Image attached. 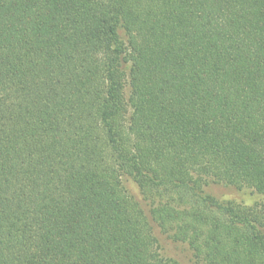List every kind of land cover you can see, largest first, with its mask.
Masks as SVG:
<instances>
[{"label": "trees", "instance_id": "16d2710c", "mask_svg": "<svg viewBox=\"0 0 264 264\" xmlns=\"http://www.w3.org/2000/svg\"><path fill=\"white\" fill-rule=\"evenodd\" d=\"M217 185L264 197V0H0V264H264Z\"/></svg>", "mask_w": 264, "mask_h": 264}, {"label": "rangeland", "instance_id": "374dc122", "mask_svg": "<svg viewBox=\"0 0 264 264\" xmlns=\"http://www.w3.org/2000/svg\"><path fill=\"white\" fill-rule=\"evenodd\" d=\"M128 187L131 190V192L136 194L137 196L140 194V190L138 189L137 185L134 182L132 181L128 182ZM207 190L209 193L213 194L217 198L224 200V201H233V202H236L242 205H248V206H255V205L263 206L264 205V197L257 193H253L249 190L237 191L235 189L227 188L221 185L211 186ZM179 248L182 249L183 251V248L181 247ZM182 251L180 252L185 258L187 256V253L182 252Z\"/></svg>", "mask_w": 264, "mask_h": 264}]
</instances>
